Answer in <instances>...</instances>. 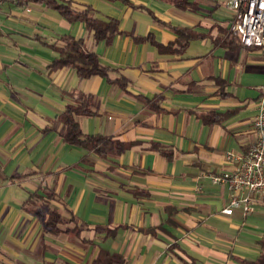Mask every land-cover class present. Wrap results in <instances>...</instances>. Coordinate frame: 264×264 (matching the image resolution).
Returning a JSON list of instances; mask_svg holds the SVG:
<instances>
[{"label": "crops", "instance_id": "obj_1", "mask_svg": "<svg viewBox=\"0 0 264 264\" xmlns=\"http://www.w3.org/2000/svg\"><path fill=\"white\" fill-rule=\"evenodd\" d=\"M58 1L116 18L122 33L98 41L84 21L45 1L0 0V264H91L102 247L126 264L256 258L264 195L252 194L249 214L241 207L225 214L229 184L211 174L233 170L238 160L226 152L242 155L256 138L264 45L233 41L229 0H189L187 8L168 0ZM167 23L197 35L181 50ZM66 34L84 39L126 87L71 66L49 69L59 56L52 45ZM77 90L94 99L93 114L78 117L83 132L131 142L128 150L103 157L64 140L59 115ZM213 112L225 116L203 120ZM46 186L64 204L45 203ZM47 204L76 216L81 231L47 230Z\"/></svg>", "mask_w": 264, "mask_h": 264}, {"label": "trees", "instance_id": "obj_2", "mask_svg": "<svg viewBox=\"0 0 264 264\" xmlns=\"http://www.w3.org/2000/svg\"><path fill=\"white\" fill-rule=\"evenodd\" d=\"M45 1L48 6L56 9L63 16L67 17L70 21H84L85 24L92 30H94L95 37L98 41H106L111 43L116 35L122 33L120 28V21L116 18L105 19L96 14L93 7H87L83 10L74 9L70 3H65L58 0H36ZM126 3H130L129 0H123ZM182 8H187L190 5L189 0H168ZM135 6V5H134ZM136 7V6H135ZM139 7V6H137ZM153 14V12H151ZM169 27H172L177 33L178 37L176 43L180 46V49H184L194 38L197 33L191 28L183 26H175L171 23H167ZM235 33V32H233ZM236 34V33H235ZM148 37V36H147ZM147 37L140 36L136 39H146ZM236 35L234 40H237ZM55 50L59 52V56L49 65V69L57 70L64 66H71L76 69L79 76L91 77L93 75H101L106 77L109 81H118L122 87H126V81L122 77L112 78L111 69L104 65L99 55L90 51L85 46V41L82 38H76L74 35L66 34L61 37L60 44L52 45ZM71 101L67 103L65 111L59 115V119L65 124V132L63 138L66 142L81 146L89 151H94L100 156L107 157L110 154H121L128 150L131 142H123L113 137H108L103 134H87L84 133L78 117L80 115H91L93 114L94 99L90 94H86L81 90L70 92ZM225 115L217 112L203 115V120L206 122H214L221 120ZM165 155L171 159L172 154L164 152ZM46 196L43 201L45 203L51 200L58 199V195L51 187L46 186ZM59 202L63 203L62 199H58ZM48 212L45 217V225L47 230L58 233L63 226L68 227L75 232H80L81 228L77 223L76 216L66 217L55 207H51L49 204ZM106 227H97L98 230H103ZM108 235L115 236V230H108ZM261 250L259 255L254 259H241L243 264H264V235L259 240ZM127 260L123 254L119 252H112L107 248H101L98 256L93 260L91 264H126Z\"/></svg>", "mask_w": 264, "mask_h": 264}, {"label": "built area", "instance_id": "obj_3", "mask_svg": "<svg viewBox=\"0 0 264 264\" xmlns=\"http://www.w3.org/2000/svg\"><path fill=\"white\" fill-rule=\"evenodd\" d=\"M234 11L231 30L244 46L264 45V0H229ZM256 138L249 150L237 155L233 150L226 152L229 161L238 160L233 170L211 174L213 182H227L230 188V202L222 210L231 214L236 207L244 214L254 211L252 194L264 195V85L261 89L258 113L254 120ZM215 215H211L213 217Z\"/></svg>", "mask_w": 264, "mask_h": 264}]
</instances>
